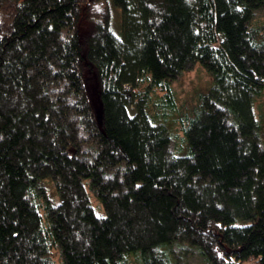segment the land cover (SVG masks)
Instances as JSON below:
<instances>
[{"label": "trees", "instance_id": "16d2710c", "mask_svg": "<svg viewBox=\"0 0 264 264\" xmlns=\"http://www.w3.org/2000/svg\"><path fill=\"white\" fill-rule=\"evenodd\" d=\"M263 6L0 0V264H177L176 244L264 264ZM197 62L213 83L179 155L148 95L174 109L171 80Z\"/></svg>", "mask_w": 264, "mask_h": 264}, {"label": "rangeland", "instance_id": "374dc122", "mask_svg": "<svg viewBox=\"0 0 264 264\" xmlns=\"http://www.w3.org/2000/svg\"><path fill=\"white\" fill-rule=\"evenodd\" d=\"M115 23L116 27L119 28L120 18L118 14L115 16ZM262 23H264V6L255 12L252 20V24L254 25H260ZM147 83L148 81L141 82L137 89L141 86L144 87ZM212 83V75L201 63L197 62L192 67L183 70L177 78L171 80V86L173 87L175 96L174 109H170V106L166 105L167 101L161 98V96L157 97L160 94L162 95L160 90H150L148 95L150 99L149 110L153 114L149 110L148 112L156 122L163 123L167 126L169 133L172 134V147L175 154H191L190 145L185 135V128L197 116L200 109L201 95L209 90ZM92 99L98 118L101 120L99 94L96 83L92 84ZM253 108L255 116L259 121V131L261 133L262 143L264 144V89L254 96ZM42 183L46 187L49 201L52 204H57L59 202V196L54 179L47 177L42 180ZM87 189L96 213L99 216L104 215L105 211L102 204L90 190L89 186H87ZM52 252L53 258L58 259L57 249H53ZM172 253L177 260V264H204L202 257L193 247H183L176 244L173 246ZM133 258L134 256H130V259Z\"/></svg>", "mask_w": 264, "mask_h": 264}]
</instances>
